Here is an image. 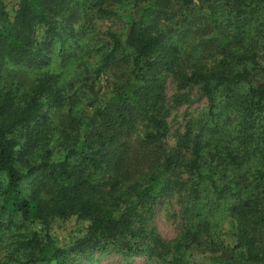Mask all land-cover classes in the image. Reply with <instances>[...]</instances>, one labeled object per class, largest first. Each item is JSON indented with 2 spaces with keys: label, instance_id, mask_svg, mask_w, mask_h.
I'll return each instance as SVG.
<instances>
[{
  "label": "trees",
  "instance_id": "trees-1",
  "mask_svg": "<svg viewBox=\"0 0 264 264\" xmlns=\"http://www.w3.org/2000/svg\"><path fill=\"white\" fill-rule=\"evenodd\" d=\"M215 3L17 0L9 17L0 0V264L145 256L158 198L183 191L195 204L204 187L210 199L235 200L234 256L264 264V0H222L224 12ZM123 4L133 19L122 31L91 26L121 17ZM168 76L207 104L175 148ZM72 217L85 230L61 248L50 228ZM195 218L191 241L208 229Z\"/></svg>",
  "mask_w": 264,
  "mask_h": 264
},
{
  "label": "rangeland",
  "instance_id": "rangeland-1",
  "mask_svg": "<svg viewBox=\"0 0 264 264\" xmlns=\"http://www.w3.org/2000/svg\"><path fill=\"white\" fill-rule=\"evenodd\" d=\"M1 1L5 12L9 17H12L17 0ZM123 1L130 3V0ZM192 1L195 5L201 4L202 7H206L208 2V0ZM221 3L222 0H216L217 9L221 12L227 11L226 6L219 7L222 5ZM120 7L121 17L109 19H98L96 17L92 19L91 26H94L99 32L106 30L122 31L126 28V24L132 21L133 15L130 12L129 4H123ZM113 8L115 10L114 6ZM195 12L199 14L198 9ZM193 18L196 17L189 15L184 22L188 23ZM57 51L54 54V62H56ZM71 53L73 52H68V57L65 58L63 66L70 64L68 61H71ZM47 61H50V57L47 58ZM213 63L214 61H210L209 66H212ZM65 67L69 66L66 65ZM70 70V68L65 69L66 75L69 74ZM96 86L104 88L103 77L99 78ZM164 94L168 100L169 109L166 118L168 126L166 143L169 148H175L177 136L184 133L189 122L192 123L202 113L206 112L207 104L197 88L178 92L170 76L166 78ZM174 98L179 102L175 103ZM221 123H223V120ZM141 131L140 129L138 134ZM58 150L61 153V148ZM57 155L58 153L55 152V157ZM205 189L207 188L204 187L195 204H193V199L190 201L188 192L184 193L183 191L181 193H163L158 198L141 241L143 246L141 253H146L145 256L127 259L108 250L80 256L76 259L71 258L64 264H168L173 256L183 259L187 264H218V262L223 264H247L239 255L234 256L238 252L233 250L238 239V228L230 209L231 205L235 204V200L230 202L229 199L225 203L224 201L219 202L210 199V195ZM197 214L200 215L198 220H202L203 228L207 227L208 229H206V232H204L205 230L201 232L196 241H191L190 237L185 238V233L189 228H191L192 233H194L196 226L201 228L195 218ZM85 224L78 221L76 217H72L68 221L57 220L52 224L49 233L55 238L56 245L65 248L74 241L75 237H78L79 233L85 230ZM260 232L259 245L264 246V228ZM231 258L232 260L229 262Z\"/></svg>",
  "mask_w": 264,
  "mask_h": 264
}]
</instances>
